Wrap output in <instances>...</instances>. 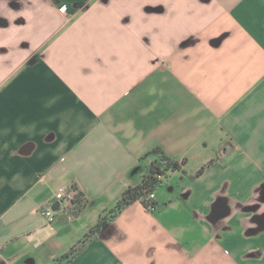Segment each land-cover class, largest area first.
<instances>
[{"label":"crops","instance_id":"1","mask_svg":"<svg viewBox=\"0 0 264 264\" xmlns=\"http://www.w3.org/2000/svg\"><path fill=\"white\" fill-rule=\"evenodd\" d=\"M22 12L0 46V264H264V0H0V42ZM153 150L182 164L155 208L58 262ZM72 187L79 216L49 224Z\"/></svg>","mask_w":264,"mask_h":264},{"label":"trees","instance_id":"2","mask_svg":"<svg viewBox=\"0 0 264 264\" xmlns=\"http://www.w3.org/2000/svg\"><path fill=\"white\" fill-rule=\"evenodd\" d=\"M149 155H153L155 159L147 166L146 173L142 176L140 182L136 186L124 190L115 206L104 216H101L93 226L89 227L82 238L66 254L61 256L58 262L69 263L73 260L84 249L85 245L99 234L105 225L113 222L123 211L135 202H140L149 210L155 208V203L149 200L148 196L154 194V191L163 185L168 172L180 170L182 164L180 165L160 150H153ZM201 173L202 169L197 171L194 176L197 177ZM72 189L75 192V196L72 200L71 212L79 216L86 201L81 192L75 187H72Z\"/></svg>","mask_w":264,"mask_h":264},{"label":"built area","instance_id":"3","mask_svg":"<svg viewBox=\"0 0 264 264\" xmlns=\"http://www.w3.org/2000/svg\"><path fill=\"white\" fill-rule=\"evenodd\" d=\"M75 192L71 188L69 190L59 189L58 192L55 194L56 200L61 202L59 207L56 211L51 210L50 205H45L39 208V214L42 218H44L49 224L53 223L56 218L63 217L67 221H73L78 216L74 215L71 212L72 209V200L74 199ZM154 194H150L148 196L149 200H153Z\"/></svg>","mask_w":264,"mask_h":264},{"label":"clouds","instance_id":"4","mask_svg":"<svg viewBox=\"0 0 264 264\" xmlns=\"http://www.w3.org/2000/svg\"><path fill=\"white\" fill-rule=\"evenodd\" d=\"M20 15H27L26 13H15L11 16H4V18H6L9 22V29H8V34L6 36V40L3 42H0V46L3 47H9V41L13 40L15 38V34L17 32V29L15 28V23L14 21L20 16ZM10 55V54H9ZM32 128H34L35 126L32 125Z\"/></svg>","mask_w":264,"mask_h":264},{"label":"water","instance_id":"5","mask_svg":"<svg viewBox=\"0 0 264 264\" xmlns=\"http://www.w3.org/2000/svg\"><path fill=\"white\" fill-rule=\"evenodd\" d=\"M57 205H58V204H57ZM57 205H56V206H57ZM56 206H55V207H53V210H55V209H56Z\"/></svg>","mask_w":264,"mask_h":264},{"label":"rangeland","instance_id":"6","mask_svg":"<svg viewBox=\"0 0 264 264\" xmlns=\"http://www.w3.org/2000/svg\"><path fill=\"white\" fill-rule=\"evenodd\" d=\"M159 189H160V187H159V188H157V189H156V191H157V190H159Z\"/></svg>","mask_w":264,"mask_h":264}]
</instances>
